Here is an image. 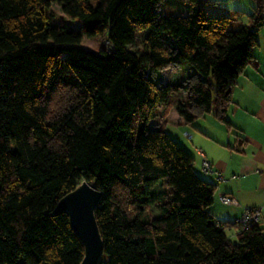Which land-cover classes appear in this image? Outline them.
I'll return each mask as SVG.
<instances>
[{
	"label": "trees",
	"instance_id": "obj_1",
	"mask_svg": "<svg viewBox=\"0 0 264 264\" xmlns=\"http://www.w3.org/2000/svg\"><path fill=\"white\" fill-rule=\"evenodd\" d=\"M190 1L176 16L162 0H0V264H80L69 216L53 210L83 181L102 192L99 264H264L262 228L231 240L209 211L216 184L151 124L167 105L189 126L212 115L231 129L264 0L238 30ZM53 5L79 29L53 23ZM168 65L187 72L165 80Z\"/></svg>",
	"mask_w": 264,
	"mask_h": 264
},
{
	"label": "crops",
	"instance_id": "obj_2",
	"mask_svg": "<svg viewBox=\"0 0 264 264\" xmlns=\"http://www.w3.org/2000/svg\"><path fill=\"white\" fill-rule=\"evenodd\" d=\"M257 38L254 59L231 89L233 102L226 114L230 130L212 115L199 116L194 126H189L167 105L160 106L158 117L151 121L157 124L162 109V126L193 157L198 174L216 184L209 211L216 221L230 223L226 232L233 241L238 238V221L246 209H259L258 225L264 233V26ZM203 158L211 163L212 172L203 170ZM221 195L237 203L224 204Z\"/></svg>",
	"mask_w": 264,
	"mask_h": 264
},
{
	"label": "rangeland",
	"instance_id": "obj_3",
	"mask_svg": "<svg viewBox=\"0 0 264 264\" xmlns=\"http://www.w3.org/2000/svg\"><path fill=\"white\" fill-rule=\"evenodd\" d=\"M162 5L167 12L176 16H187L190 9L195 6L194 2H186V0H162ZM255 0H199L198 5L206 9L210 16L227 17L228 24L227 28L230 30H238L244 24L248 22L249 15L253 11ZM47 14L56 24H65L73 29H79L78 22L71 21L60 9L58 5H53ZM164 38L167 39V35L164 34ZM168 41V40H167ZM139 43V42H138ZM103 42L101 39L84 38L82 45L93 49L95 51L100 50ZM107 43L104 42V45ZM185 67H178L176 65H168L163 68V75L165 80H169L172 77V73L180 71L181 74H185ZM179 72V73H180ZM182 98V94H174L171 96V100H177ZM182 99H186L184 96ZM162 109L159 111L158 122L162 123ZM156 122V123H158ZM185 126V125H183ZM178 128H181L179 126ZM184 128V127H183ZM177 129V128H176ZM179 130V129H177ZM180 131V130H179ZM191 135V132H188ZM187 137V136H186ZM189 139V137H187Z\"/></svg>",
	"mask_w": 264,
	"mask_h": 264
},
{
	"label": "water",
	"instance_id": "obj_4",
	"mask_svg": "<svg viewBox=\"0 0 264 264\" xmlns=\"http://www.w3.org/2000/svg\"><path fill=\"white\" fill-rule=\"evenodd\" d=\"M102 192L86 181L63 195L53 213L66 212L73 231L79 237L84 257L80 264H99L103 252V238L96 219V209Z\"/></svg>",
	"mask_w": 264,
	"mask_h": 264
},
{
	"label": "built area",
	"instance_id": "obj_5",
	"mask_svg": "<svg viewBox=\"0 0 264 264\" xmlns=\"http://www.w3.org/2000/svg\"><path fill=\"white\" fill-rule=\"evenodd\" d=\"M187 136L190 138L191 135L187 133ZM203 170L205 172H212L211 163L203 158L202 160ZM221 202L224 204H236V200L230 196L221 195L220 196ZM260 219V211L259 209H246L238 221L240 229H246L249 225L258 224Z\"/></svg>",
	"mask_w": 264,
	"mask_h": 264
}]
</instances>
